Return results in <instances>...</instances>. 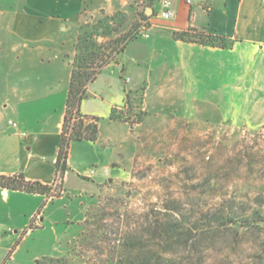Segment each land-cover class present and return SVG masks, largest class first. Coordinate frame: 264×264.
<instances>
[{"label": "rangeland", "instance_id": "rangeland-1", "mask_svg": "<svg viewBox=\"0 0 264 264\" xmlns=\"http://www.w3.org/2000/svg\"><path fill=\"white\" fill-rule=\"evenodd\" d=\"M139 14L86 8L78 29L87 24L96 34L109 25L142 34L150 23ZM152 40L139 37L126 55L146 57ZM0 42V125L39 129L65 106L54 82L65 89L67 72L27 63L20 46L9 49L11 37ZM186 62L187 97L153 128L140 125L144 88L129 94L120 110L128 125L120 124L118 172L100 186L82 177L74 194L52 205L54 225L20 254L40 255L27 264H264V56L196 51ZM54 185L48 195L60 194L62 182Z\"/></svg>", "mask_w": 264, "mask_h": 264}, {"label": "crops", "instance_id": "crops-1", "mask_svg": "<svg viewBox=\"0 0 264 264\" xmlns=\"http://www.w3.org/2000/svg\"><path fill=\"white\" fill-rule=\"evenodd\" d=\"M86 8L93 15L102 10L107 13L139 10L142 20L150 23L146 31L150 36L136 34L137 37L128 40L117 60L105 66L88 86L81 112L98 118L99 138L72 142L60 194L0 187V264L38 261L39 254L32 260L20 254L36 232L54 225L56 212L52 205L74 194L82 177L94 179L96 186H100L118 172L123 149L120 124L128 125L120 120V110L130 93L144 88L145 115L140 125L153 128L157 119H166L169 107L187 97V83L192 76L186 62L188 56L196 51L234 52L238 48L251 59L264 56V0H199L192 4L173 0L172 19L159 17L157 0H0V39H14L9 49L15 51L20 46L27 63L31 60L39 66L62 65L67 72V84L65 89H61V80L54 85L62 93L64 90L66 100L78 27ZM181 32L219 34L225 37L227 46L185 41L175 35ZM139 37L153 38L147 56L126 55V47ZM261 65L263 71L264 63ZM260 73L253 85H258ZM65 109L66 103L58 117L46 119L39 129L27 132L25 137L8 124L0 125V174H23L28 181L54 187ZM106 120L108 125L104 128ZM134 131L130 127L129 132ZM87 148L93 155H86ZM71 180L73 184L69 186Z\"/></svg>", "mask_w": 264, "mask_h": 264}, {"label": "trees", "instance_id": "trees-1", "mask_svg": "<svg viewBox=\"0 0 264 264\" xmlns=\"http://www.w3.org/2000/svg\"><path fill=\"white\" fill-rule=\"evenodd\" d=\"M106 28L107 30L102 33L96 34L89 29L87 24L80 28L75 45L76 54L72 64L61 143L56 158L57 171L54 184L61 183L64 179L68 169V155L72 142L97 141L99 138L98 118L84 115L81 112L88 86L105 66L117 60V56L124 50L127 41L137 37V33L123 32L116 26L108 25ZM114 34L118 35L114 38ZM175 35L185 41L198 42L213 47L227 46L225 37L219 34L181 32ZM100 36L110 40L104 43L99 40ZM0 187L43 194H48L53 188L52 185H46L39 181H28L24 176L20 177L17 174H0Z\"/></svg>", "mask_w": 264, "mask_h": 264}, {"label": "built area", "instance_id": "built-area-1", "mask_svg": "<svg viewBox=\"0 0 264 264\" xmlns=\"http://www.w3.org/2000/svg\"><path fill=\"white\" fill-rule=\"evenodd\" d=\"M197 1L199 0H187L189 4H192ZM157 2L159 3L160 6V10L158 12L159 17H161L162 19H172L175 16V10L173 8V0H157ZM143 34L146 37L150 36V34L145 31L143 32ZM9 124L13 128H15L19 132V134L22 135L23 137L28 135L27 132L20 130L19 124L16 121L10 120Z\"/></svg>", "mask_w": 264, "mask_h": 264}, {"label": "water", "instance_id": "water-1", "mask_svg": "<svg viewBox=\"0 0 264 264\" xmlns=\"http://www.w3.org/2000/svg\"><path fill=\"white\" fill-rule=\"evenodd\" d=\"M24 175L23 174H20V177H23Z\"/></svg>", "mask_w": 264, "mask_h": 264}]
</instances>
